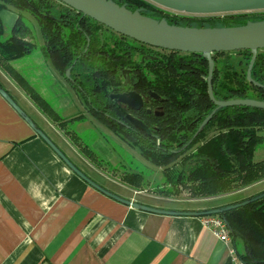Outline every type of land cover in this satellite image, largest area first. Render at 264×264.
Segmentation results:
<instances>
[{
  "label": "trees",
  "instance_id": "16d2710c",
  "mask_svg": "<svg viewBox=\"0 0 264 264\" xmlns=\"http://www.w3.org/2000/svg\"><path fill=\"white\" fill-rule=\"evenodd\" d=\"M131 10L166 18L171 24L214 27L243 25L248 20L264 19L263 12L227 14L223 17L171 14L148 0H114ZM12 5L28 10L36 19L44 43L41 46L26 38L32 33L20 13L12 35L4 38L5 24L1 12ZM40 48L55 69L81 96L86 112L111 131L127 139L132 147L151 163L162 167L164 184L192 197H216L211 208L250 198L264 191V186L246 192L264 182V159H254L264 143V110L247 106H230L216 112L202 132L190 143L202 121L216 107L208 94V60L201 53H184L151 47L119 34L94 19L57 0H0V66L24 80L11 62ZM237 57H232V55ZM223 55V62L219 56ZM214 95L217 99L255 98L264 100V90L251 83L247 69L252 57L249 50L213 54ZM221 63V65H220ZM71 68V76L66 70ZM130 69L131 80L124 77ZM252 78L264 82V53L258 51ZM121 90L144 94L154 91L166 98L161 103L163 115L145 113L141 119L152 131L137 130L131 125L114 122L109 115L119 110L110 108V95ZM36 102L50 113L53 105L33 93ZM57 119H63L56 115ZM76 117L73 119H82ZM72 119V120H73ZM218 131L206 139L210 128ZM124 179L142 187L140 172L126 174ZM227 220L230 237L242 240L236 244L245 264H264V198L249 205L220 214ZM252 249V253H251Z\"/></svg>",
  "mask_w": 264,
  "mask_h": 264
},
{
  "label": "crops",
  "instance_id": "0c3cea01",
  "mask_svg": "<svg viewBox=\"0 0 264 264\" xmlns=\"http://www.w3.org/2000/svg\"><path fill=\"white\" fill-rule=\"evenodd\" d=\"M43 43L42 38L38 46ZM36 51L11 62L24 80L0 66V84L81 170L105 188L149 206L173 210L212 207L216 197L150 194L124 178L106 175L105 166L95 163L97 153L84 143L78 130L83 125L96 128L102 140L109 128L86 112L81 96L66 86L65 77L40 48ZM24 59L35 63L32 77L17 67ZM33 93L50 103L53 98L56 113L44 110ZM81 110L85 117L73 119ZM57 114L63 119H57ZM76 124L79 129H69ZM110 153L112 161L101 162L107 169L114 167L117 158L114 150ZM130 173L134 171L125 170V175ZM172 201L182 205H164ZM236 244L231 237L221 240L202 216L153 213L98 191L0 95V264H245Z\"/></svg>",
  "mask_w": 264,
  "mask_h": 264
},
{
  "label": "water",
  "instance_id": "95a60500",
  "mask_svg": "<svg viewBox=\"0 0 264 264\" xmlns=\"http://www.w3.org/2000/svg\"><path fill=\"white\" fill-rule=\"evenodd\" d=\"M63 4L81 12L105 27L132 38L138 42L151 47L169 51H180L184 53H201L209 65L207 75L208 94L216 107L202 121L197 131L190 140L193 141L200 132L204 130L217 111L230 106H247L264 110V100L255 98H231L217 99L214 95L213 74L215 70L214 53L232 52L238 50H249L252 54L248 69L247 78L256 86L264 87V84L252 78V68L257 59L258 51L264 49V19L248 20L243 25L236 26H214L197 27L182 26L176 23L171 24L166 18L156 19L142 13V8L131 10L127 4L120 5L114 0H57ZM157 6L180 14L187 15H224L241 12L264 11V0H148ZM129 69L124 70V74ZM66 76L70 78L71 68L66 70ZM149 94L157 102H165L166 98L154 91ZM0 95L14 108V110L30 125L51 149L84 181L92 187L123 204L137 209L176 216H208L220 215L227 211L249 205L264 198V191L250 198L239 202L208 208L203 210H173L163 209L134 201L123 197L96 182L83 170H81L66 153L37 125V123L18 104L11 94L0 84ZM111 98L116 99L121 110L126 114L131 126L137 130L151 135L152 131L143 120L133 116L128 109L139 110L145 104L144 97L136 90L121 93H112ZM149 103V102H148ZM124 105V107H122ZM156 115H163L162 112H155ZM226 220V219H225ZM227 222V220H226ZM228 224V223H227ZM252 253V249H251ZM257 264V262H255Z\"/></svg>",
  "mask_w": 264,
  "mask_h": 264
},
{
  "label": "rangeland",
  "instance_id": "374dc122",
  "mask_svg": "<svg viewBox=\"0 0 264 264\" xmlns=\"http://www.w3.org/2000/svg\"><path fill=\"white\" fill-rule=\"evenodd\" d=\"M9 8L7 10H4L1 12V17L4 21L5 24V33H4V38L9 37L12 35V30L13 26L21 13L23 15V18L25 20V24L29 25L32 29V33L27 35L26 38L32 39L35 41L37 44L42 41V37L40 35L39 31V26L37 24V21L35 17L26 9H18L12 5H8ZM169 11V10H168ZM172 12V11H170ZM254 12H263V11H254ZM254 12H241V13H232V14H255ZM175 12H172L173 14ZM175 14H180V13H175ZM187 15V14H184ZM227 15V14H224ZM224 15H205V16H217V17H223ZM188 16H196L192 17L195 20V22L200 19V17L207 18L205 16H199V15H188ZM219 26V24H217ZM34 52H37L36 50ZM259 52L264 53V49H260ZM232 57H237L234 53ZM220 62L224 59V56L221 55L219 56ZM221 65V63H220ZM17 67L20 69V71L29 77H32L36 73V66L35 63L31 61V59H24L20 61V63L17 64ZM62 75V74H61ZM64 77V75H62ZM66 86L69 88L70 84L68 81L65 79ZM51 98V103L53 104L54 100ZM79 99V98H77ZM83 102V101H82ZM83 104L81 105V107ZM83 109V108H82ZM85 117L83 110L79 114H77L76 117ZM95 124L101 125L96 119H92ZM106 128V127H105ZM69 129L77 130L78 125H71ZM80 137L84 141V143H87L89 147L94 150L97 153V160L95 159V163L98 164V166L106 168L105 173L109 177H115L119 180H122L125 177V170H130L134 172H140L144 175L145 182L142 185V188L144 189L143 191H146L147 193H157V194H162L164 196H173V197H179L182 199H186L191 196V193L184 189L181 190L180 192H176L172 190L168 185L164 184V174H163V168L159 167L148 160H146L139 152L137 148H132V146L129 144L127 139L123 136H119L115 134L114 132L110 131L108 129L107 133L108 136L103 138L101 140V132L93 127H89L86 125H83L80 127L78 130ZM218 131L216 128H210L207 133H206V139L214 136ZM262 135H264V128L260 131ZM114 150L116 152L117 158L113 161L112 166H109L108 169L104 163H101L102 160L104 162L110 161L108 159H111L112 161V152ZM105 151V152H104ZM254 159L256 161H260L264 159V143L257 149L255 153ZM117 181V179H115ZM118 180V181H119ZM264 186V182L251 187V189H248L246 192H252L256 190L257 188ZM145 197H147L145 195ZM164 205L168 206H179L182 204H178L176 201H172L165 203ZM238 247L240 248L241 251L244 249V245L242 240L237 239Z\"/></svg>",
  "mask_w": 264,
  "mask_h": 264
},
{
  "label": "flooded vegetation",
  "instance_id": "af4514ba",
  "mask_svg": "<svg viewBox=\"0 0 264 264\" xmlns=\"http://www.w3.org/2000/svg\"><path fill=\"white\" fill-rule=\"evenodd\" d=\"M125 79L130 82L131 77H130V69L129 72L124 74ZM261 83V82H260ZM264 84V82L262 83ZM260 87V86H258ZM260 89L264 90V87H260ZM127 91H131V90H121L119 92L116 93H121V92H127ZM143 95L144 100H145V104L142 108H140L139 110H133V109H128V112L131 113L133 116L141 119L142 117H144L145 113L147 114H155V112L159 111L162 112L163 106L161 104V102H157L150 94L149 91L148 93L144 94L142 92H139ZM110 110H119L115 113V115H109L110 118L112 119V121L114 122H120L122 124L125 125H130L129 120L127 119L126 114L121 110L120 104L116 101V99L111 98L110 96ZM149 102V103H148ZM122 107H124V105H122ZM156 115V114H155ZM156 116H161V115H156ZM142 120V119H141Z\"/></svg>",
  "mask_w": 264,
  "mask_h": 264
},
{
  "label": "built area",
  "instance_id": "2783aa9c",
  "mask_svg": "<svg viewBox=\"0 0 264 264\" xmlns=\"http://www.w3.org/2000/svg\"><path fill=\"white\" fill-rule=\"evenodd\" d=\"M205 225L209 226L212 231L223 241H229V226L226 220L220 215L203 216Z\"/></svg>",
  "mask_w": 264,
  "mask_h": 264
}]
</instances>
